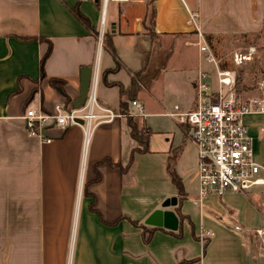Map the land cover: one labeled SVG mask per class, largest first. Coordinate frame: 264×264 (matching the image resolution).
Masks as SVG:
<instances>
[{"label": "crops", "instance_id": "obj_1", "mask_svg": "<svg viewBox=\"0 0 264 264\" xmlns=\"http://www.w3.org/2000/svg\"><path fill=\"white\" fill-rule=\"evenodd\" d=\"M147 1L115 4L109 15L94 0H0V264H264V186L200 202L190 128L170 116L196 108L200 72L217 89L219 66L198 44L210 50L223 35L264 32V0ZM153 40L160 58L151 57ZM174 57L184 64L170 69ZM86 67L98 78V104L115 113L142 72L127 106L151 130L150 152L127 172L137 144L122 116L90 130L52 129L50 144L26 132L27 110L73 109ZM169 72L177 80L166 88ZM245 123L264 169V115ZM175 152L181 205L168 172ZM173 198L177 206L163 209ZM157 210L174 212L178 229L147 226Z\"/></svg>", "mask_w": 264, "mask_h": 264}, {"label": "built area", "instance_id": "obj_2", "mask_svg": "<svg viewBox=\"0 0 264 264\" xmlns=\"http://www.w3.org/2000/svg\"><path fill=\"white\" fill-rule=\"evenodd\" d=\"M132 0H102L104 9L109 3L125 4ZM102 34L100 39L102 38ZM205 61L217 65L204 43L198 44ZM250 58L235 56V63ZM217 89H212L208 74L200 72L196 81L197 105L188 113L177 112L170 116L190 128L198 156L199 201L210 196L222 197L227 193L245 195L255 187L264 186V169L253 151V139L245 118L264 115L263 97L242 98L234 91V73L218 68ZM97 76H93L85 106L80 110L56 105L53 112L27 110L23 119L29 137L50 144L52 129L62 130L75 126L91 127L111 122L119 115L101 107L97 101ZM134 106H138L133 102ZM178 110V107H176ZM264 206V202H263ZM213 234L205 232L206 237Z\"/></svg>", "mask_w": 264, "mask_h": 264}, {"label": "rangeland", "instance_id": "obj_3", "mask_svg": "<svg viewBox=\"0 0 264 264\" xmlns=\"http://www.w3.org/2000/svg\"><path fill=\"white\" fill-rule=\"evenodd\" d=\"M151 2H152L151 0L147 1V7H150ZM131 3L132 1L129 4ZM108 5L110 8L109 9V15H110L111 10L113 8H117L118 6L113 3H109ZM119 8L121 10H128L131 7L125 3V4H121ZM102 9H104L103 4H102ZM136 10L137 8L135 7V11ZM148 11H151V9H149ZM101 28L104 31V29H106L105 24H103ZM149 34L151 36L153 35L151 30ZM151 38L154 39V36ZM204 40L208 43L206 38H204ZM153 43L155 45L153 46V49L151 51L153 54L151 57L154 58L155 56V58L157 57L160 58L162 55L161 54L158 55L157 52L158 41L153 40ZM105 46L107 47V44H105ZM211 47L212 49L210 50L214 55V58L217 61L219 68L221 69V66H225L226 69L225 71H230L234 73V79H235L234 91L237 93V95L239 92H245L243 93V95H241L242 98L257 97V96L263 97L264 95V32L258 34L244 35L243 37L236 35V39H234V37L231 36L230 34L226 36L223 35L221 37L214 39L213 42L211 43ZM98 53H99V49H97V55ZM236 55L250 58V60L243 61L239 64L235 63ZM179 61L180 60L177 59V57L176 58L174 57L170 61L169 68L172 69L174 67L181 66V64H184ZM171 75H174L173 72H169V74H167L166 77L164 78L163 85L166 88L172 86V84H174L177 80L175 76L171 77ZM215 84L217 86V81H215ZM178 103H180L179 100L175 101L173 104H178ZM114 114L122 116L127 120V117L122 115L119 111L117 113L114 112ZM130 117H133L135 120H140L141 122L140 128L141 129L143 128L144 125L141 121L142 120L141 115L138 114L137 111H134L133 114L130 113Z\"/></svg>", "mask_w": 264, "mask_h": 264}, {"label": "trees", "instance_id": "obj_4", "mask_svg": "<svg viewBox=\"0 0 264 264\" xmlns=\"http://www.w3.org/2000/svg\"><path fill=\"white\" fill-rule=\"evenodd\" d=\"M151 1H153V0H151ZM95 4L98 7L102 8V0H99ZM151 4H152V2H151ZM77 15L81 21L84 20L83 16H81L80 14H77ZM146 20L149 21L150 24L153 23V8L146 15ZM220 70L225 71L226 70L225 66H221ZM141 76H142V72L136 73L133 76L132 84H131V87L129 88V90H127V91L123 90L121 92L122 101H121L120 113L127 117V124H128L129 129H130V136H131L132 140H134L135 143L137 144V148H135L133 150L127 166L125 168L121 167V170L123 173L127 172L129 170V168L131 167V165L133 163V160H134V157L136 154H147L150 152V138L152 136V132H151V130L146 128V126H143L142 129L140 128V125H141L140 120H135L133 117H130V112H129V109L127 106L128 101H133L136 99V96L139 92V89L141 88V86H143V79L141 78ZM51 84L54 87H60V88L64 87L63 83H57L56 81L55 82L51 81ZM243 93H245V92H239L238 96L241 97V95H243ZM176 160H177V152H175L174 156L171 157V159L169 160L168 172H169V175H170L173 183L175 184V186L179 190V195H180L179 205H181L184 198H185V194H184L183 189H182L181 180L179 179V177L177 176V174L175 172ZM146 234L148 235V237H146V240H148L152 233L146 232Z\"/></svg>", "mask_w": 264, "mask_h": 264}, {"label": "water", "instance_id": "obj_5", "mask_svg": "<svg viewBox=\"0 0 264 264\" xmlns=\"http://www.w3.org/2000/svg\"><path fill=\"white\" fill-rule=\"evenodd\" d=\"M99 0H94L97 3ZM93 77V69L91 67L83 68L81 71L80 77V91L79 97L75 100L73 109L80 110L85 106L88 92L90 89L91 81ZM177 199H168L163 204V209H168L171 207L177 206ZM145 224L147 226L155 227V228H165L171 231H176L179 226V220L176 214L169 210H157L150 215V217L146 220Z\"/></svg>", "mask_w": 264, "mask_h": 264}]
</instances>
